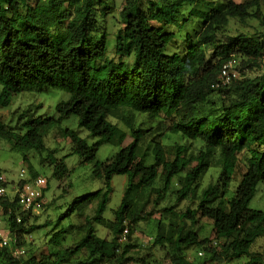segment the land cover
Wrapping results in <instances>:
<instances>
[{"label": "trees", "instance_id": "16d2710c", "mask_svg": "<svg viewBox=\"0 0 264 264\" xmlns=\"http://www.w3.org/2000/svg\"><path fill=\"white\" fill-rule=\"evenodd\" d=\"M116 1L123 4L118 13L122 27L110 56L106 20L114 14ZM240 1L0 0V106H9L22 92L56 88L69 95L57 104V118L34 116L28 109L11 126L0 117V140L26 162L30 154L46 153L41 163L52 165L59 181L69 176V169L64 159L56 158V149L46 148L44 137L64 118L75 115L79 129L88 134L81 138L74 130L61 131L70 140L71 153L83 162L93 163L102 144L121 147L110 160L94 165V175L104 178L105 188L77 197L70 207L69 212L80 213L98 200L92 218L76 228L74 246L59 251L66 234L62 229L49 240L51 251L45 248L43 259L26 258L27 252L15 259L0 247V264H67L82 251L88 258L75 264H150L146 257L130 255L137 248L131 234L137 224L153 218L174 181L179 186L177 203L162 209L170 223L164 227L162 218L154 223L152 246L165 251L163 264L260 261L250 250L264 235V213L249 204L264 182V73L251 77L249 72L261 68L264 30L224 36L222 29L230 19L250 17L264 27V0ZM238 58V77L220 85L223 65L230 60L236 65ZM134 113L159 119L158 124L149 122L147 130L135 126ZM130 134L132 141L123 146ZM166 135L189 143L177 145L172 161L163 143ZM88 138L96 142L89 145ZM196 141L204 143L199 154L186 157ZM241 155L247 158V169L228 197ZM211 167L220 169L219 177L196 197L201 177ZM29 168L34 173L33 165ZM117 175L126 176L128 184L114 219L108 221L104 212ZM158 182L161 187L154 186ZM152 195L153 208L144 211ZM190 198L198 201L195 209L175 210ZM12 205L0 198L3 212ZM199 215L213 222V240H200L195 233ZM22 217L20 224L9 219L11 231L21 238L39 229L25 228L28 217ZM95 224L110 238L96 237ZM124 230L128 234L122 242ZM195 247L203 256L190 261L187 251ZM245 258L249 260L241 262Z\"/></svg>", "mask_w": 264, "mask_h": 264}, {"label": "rangeland", "instance_id": "374dc122", "mask_svg": "<svg viewBox=\"0 0 264 264\" xmlns=\"http://www.w3.org/2000/svg\"><path fill=\"white\" fill-rule=\"evenodd\" d=\"M227 1V0H223ZM240 3V0H235ZM116 6L113 15H109L106 20V29L109 32V51L108 55L113 53L114 38L116 32L122 27L118 17L119 10L122 7L120 1H116ZM255 10H251L254 13ZM114 16V17H113ZM262 16L264 17V10H262ZM264 30V27L260 24V20L250 17L244 21L238 18L230 19L228 25L222 29L224 36H235L238 34L252 35ZM237 57V56H236ZM236 69L235 73L239 74L237 67H239L240 59H235ZM238 62V63H237ZM264 73V59L262 60L261 68L255 69L249 72V76L254 77ZM68 94L63 90L50 88L43 92H22L12 98L11 104L7 107L0 106V117L5 124L15 126L18 121L19 115L27 110L31 109L34 116L43 117H57L56 106L59 102L68 99ZM163 117V116H161ZM135 126H140L144 130L149 129V122L158 124L159 119L151 120L144 114L134 113ZM163 119V118H161ZM119 126L124 125L116 120H113ZM65 129H71L79 133L80 137L86 138L87 133L84 130L79 129L77 117L72 115L69 118H64L61 123L48 130V134L44 137L45 145L48 150L56 149V158L60 160L64 159V162L69 169V176L59 181L53 174V166L49 163H41V158L46 157V153L36 155L30 154V161H24L22 155L16 151L11 150L10 145L3 140H0V175L9 182L8 192L13 188V183H17L20 180L19 174L21 170L27 169V165H33L39 175L43 176L48 182V188L44 192L43 203L38 209L34 211V214L26 220V228L36 227L38 230L34 231L30 235L27 234V238H22L23 245L26 249L27 256L30 258L35 257L36 261L43 259L44 249L49 250V240L53 234L59 230H65L66 234L63 235L64 239L59 251L63 252L66 248L74 246L76 241L74 240L79 233L76 228L82 226L88 218H92L95 210L98 206V200L94 199L85 209L78 213L69 212L72 203L77 197H81L86 194H92L98 190L105 188L104 178H98L94 175V165L96 162L105 163L110 160L121 147H116L111 144H102L96 154L95 161L93 163L83 162L82 158L77 154L71 153L70 141L62 138L60 134H56ZM155 130V129H154ZM148 135V134H147ZM150 136V135H148ZM151 137V136H150ZM169 139V140H168ZM88 144L92 145L96 140L88 138ZM132 141L131 134L127 136L123 146L128 145ZM190 143L191 148L186 153V157L197 156L199 150L203 147L202 141ZM163 143L167 145L166 155L169 161L175 158V150L178 144L183 145L186 143L183 139H178L177 136L170 137L166 135L163 137ZM196 144V145H194ZM195 146V147H193ZM145 145L143 146V148ZM150 158V156L148 157ZM216 158V157H214ZM146 164H151L149 159H146ZM247 169V158L244 155L240 156V159L236 165L235 174L231 181L230 187L227 192V196H232L237 183L242 179L243 174ZM220 169L211 167L208 172L201 177L199 190L197 196L199 197L201 191L209 184H215L219 177ZM128 179L126 176L117 175L112 179L113 193L111 199L104 212V218L112 221L114 219V210H116L122 200L123 194L127 188ZM155 187H161L162 183L158 182ZM179 188L177 181H174L169 192L165 195L159 206L155 210L153 218L149 221H143L136 225V228L132 231L131 242L137 245V248L131 252V256L134 257H146L150 264H163L165 251L160 246L153 247V238L156 236V230H154V223L162 218L164 227H167L170 222L164 219L162 215V209L166 207H172L176 205V190ZM150 194L149 191L146 195ZM137 199V198H136ZM135 199V200H136ZM154 195L151 196V201L145 205L144 211H149L153 208ZM153 200V201H152ZM140 203H143L140 199ZM198 201L190 198L186 201H182L177 204L176 211H183L186 207L195 209ZM249 208L253 210H260L264 213V182L258 185L256 194L249 204ZM75 228V229H74ZM96 233L95 236L99 238H110L106 229L102 228L99 224H95ZM74 229V230H71ZM195 233L200 240L208 238L214 239L213 234V222L209 218L202 216L197 217V223L194 228ZM30 236V237H28ZM57 251V250H55ZM199 250L191 248L187 251V255L190 261H197V252ZM253 256L258 257L260 261L257 264H264V235L256 240L252 245L251 250ZM149 254L150 256H147ZM88 258L85 251L79 252L77 255L68 260L67 264H75L76 261L86 260ZM261 258V259H260ZM204 259V258H202ZM249 258L242 259L241 262H247Z\"/></svg>", "mask_w": 264, "mask_h": 264}, {"label": "built area", "instance_id": "2783aa9c", "mask_svg": "<svg viewBox=\"0 0 264 264\" xmlns=\"http://www.w3.org/2000/svg\"><path fill=\"white\" fill-rule=\"evenodd\" d=\"M235 62L233 60L228 61L223 65L220 73V85H228L231 83L232 78H237L238 75L235 73ZM5 182V178L0 176V196L6 195V189L2 187ZM46 186L44 178L38 177L33 180H28L21 187L18 186L15 189V196L21 212L27 213L29 210H36L43 201L42 190ZM11 212V210H10ZM20 222V217L17 219ZM127 230L124 231L120 240H124L127 234ZM0 247L7 248L12 257L20 259L25 257V248L20 245L19 238L16 233L11 232L7 227L6 222L0 217Z\"/></svg>", "mask_w": 264, "mask_h": 264}, {"label": "clouds", "instance_id": "9594fccd", "mask_svg": "<svg viewBox=\"0 0 264 264\" xmlns=\"http://www.w3.org/2000/svg\"><path fill=\"white\" fill-rule=\"evenodd\" d=\"M42 1H44V0H42ZM28 110V109H27ZM24 112V111H23ZM22 112V113H23ZM21 113V114H22ZM20 114V115H21ZM56 114H57V112H56ZM19 115V116H20ZM55 118H57V117H55ZM4 122V121H3ZM77 122H78V120H77ZM112 122H113V120H112ZM113 123H116V122H113ZM120 128H122V129H124V130H126L127 131V129L125 128V127H122V126H120ZM81 130H83V129H81ZM85 131V130H84ZM49 132V131H48ZM48 132H47V134H48ZM86 132V131H85ZM87 133V132H86ZM127 133H129V132H127ZM56 134H60V136H61V132H58V133H56ZM80 136V135H79ZM46 137V136H45ZM62 137V136H61ZM87 137H88V134H87ZM86 137V138H87ZM82 138V137H81ZM66 140H69V139H66ZM96 140V139H95ZM70 141V140H69ZM96 142V141H95ZM94 142V143H95ZM45 143V142H44ZM124 145V144H123ZM46 146V145H45ZM127 146V145H126ZM46 148H47V146H46ZM71 150V149H70ZM57 154V153H56ZM62 159V158H61ZM60 159V160H61ZM31 162V161H30ZM33 172L34 173H32L31 172V170H30V168H29V165H27V169H23V170H21V172H20V174H19V177H20V180L17 182V183H13V188H12V190L10 191V192H8V189H7V187H8V184H9V182L5 179V182L2 184V187H4L5 189H6V195H4V196H0V198H2L3 200H8L9 202H11V203H13L14 205H12V206H9L8 208H7V210H6V212H3V210H1V208H0V217L2 218V220L4 221V222H6V224H7V227L9 228V230L11 231V229H10V226H9V219H11V222H15L16 224H20L21 223V221H22V216H27L28 218L27 219H29L30 218V216L32 215V213L34 214V211L35 210H29L27 213H24V212H21L20 211V208H19V205H18V202H17V197L15 196V194H13L14 192H15V189L18 187V186H22L23 184H25L26 182H28V180H33V179H36V178H38V177H41V178H44L43 176H41V175H39V173L37 172V170H35V168L33 169ZM0 176H2V175H0ZM4 177V176H3ZM45 179V178H44ZM45 181H46V186H45V188L42 190V198L44 199V192H45V190H47V188H48V182H47V180L45 179ZM216 183V182H215ZM43 203V201L41 202V204ZM40 204V205H41ZM40 207V206H39ZM38 207V208H39ZM38 208H36V209H38ZM10 210H11V212H10ZM29 212H30V214H29ZM20 217V222H17V219ZM25 228H26V225H25ZM125 231V230H124ZM128 231V230H127ZM11 232H13V231H11ZM14 233H16L17 234V236H18V238H19V242H20V245L22 246V247H24V245H23V242H22V238H27V234H23L22 235V238L20 237V235H19V233L18 232H15L14 231ZM124 233V232H123ZM127 234H128V232H127ZM127 234H126V238H127ZM28 235H30V234H28ZM123 235V234H122ZM122 235H121V238H123L122 237ZM31 236V235H30ZM30 236H28V237H30ZM126 238L124 239V240H121L122 242H125L126 241ZM213 245L214 246H216L217 245V243L216 242H213ZM25 248V247H24ZM218 249H219V247H218ZM25 252H26V249H25ZM25 255H26V253H25ZM203 256V251H198L197 252V258L198 257H202ZM213 264H218V263H213Z\"/></svg>", "mask_w": 264, "mask_h": 264}]
</instances>
